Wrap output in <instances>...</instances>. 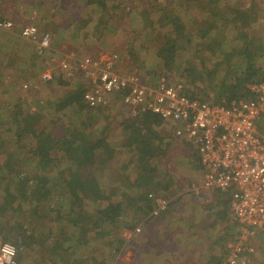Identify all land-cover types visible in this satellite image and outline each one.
<instances>
[{
    "label": "trees",
    "instance_id": "16d2710c",
    "mask_svg": "<svg viewBox=\"0 0 264 264\" xmlns=\"http://www.w3.org/2000/svg\"><path fill=\"white\" fill-rule=\"evenodd\" d=\"M79 4L88 18V24L83 30L79 24L68 29L67 34L71 37L66 40V44L71 43L68 50L75 49L79 53L84 48L83 43L106 40L108 26L119 28L126 23L129 32L134 34L132 39L143 41L146 44L145 53L154 54L164 71L155 73L157 80L145 78L151 86L163 77L169 79L170 71L175 68L181 69L183 78L193 89L183 83L193 97L212 98L216 103L230 105L233 101L255 99L250 85L264 82V5L258 0H79ZM0 15L16 25V17L3 10H0ZM37 27L39 33L45 32L40 25ZM0 30L9 31L2 27ZM47 32L51 41L44 54L58 48L52 30ZM34 51L33 64L36 55L44 56ZM104 53L90 56L95 60ZM135 53L142 55V52ZM85 56L79 55L72 64L77 66L79 59ZM44 65H41L42 70L52 67L51 61ZM58 69L54 68L52 79L42 78V81L69 85L70 74ZM72 70L80 72L75 68ZM204 73L216 75L213 87L205 84ZM80 81L72 91L53 101L47 100L57 113L68 114L73 109L79 112L87 110V114H91L85 122H63L58 135L49 130L43 114L31 112L20 102L5 109L8 114H0V127H4L0 129V232L5 240L24 248L27 243L29 246L40 244L29 229L38 225V220L41 224L42 220L50 218L54 210L60 213L65 205H69L70 208L64 210L67 211L64 218L71 222L70 230L73 227L76 233L67 239V243L59 246L61 262L52 258L49 260L51 264H80L83 259L77 260V249L82 250L99 240H102L99 241L101 246L125 245L127 234L139 227H136L138 222L146 216L148 221L157 217L152 214L156 204L150 195L166 197L164 192L167 193L163 191L164 176L158 177L162 172L158 163L168 155V147L172 146V141L168 143V140L172 137L162 130L165 124L162 116L151 110L131 115L121 123L123 143L115 147L100 133L103 131L101 128L105 127L107 131V127L93 124L92 117L97 112L104 113V107L84 104L85 87ZM76 116L80 117V113ZM9 127L10 130L5 129ZM258 129L264 136V112L259 118ZM7 135L10 139L8 144L5 141ZM182 141L193 145L184 139ZM116 152L129 155L130 163L134 165L133 173L123 176L131 166L127 159L119 163L123 174L109 184L115 188L114 192L105 195L109 186L104 189L103 184L113 177L111 174H98L101 170H110ZM168 176L171 179L174 177L172 173ZM120 180L125 183V190L119 192L122 198L110 201L118 193ZM130 188H135L136 196L128 194ZM222 193L228 199H220L221 203H217L219 207H224L218 209L217 218L220 220L228 218L231 211L230 195ZM136 204L139 208L134 219L129 217V207ZM83 207L88 211L86 214L77 211ZM90 231H96V239H89ZM225 231L232 241L238 240L242 234L241 226L235 221ZM259 236L263 239V235ZM116 250L119 251L117 247ZM226 256L227 252L219 261L212 259L210 263L221 264ZM102 257L92 256L89 263L84 264H108L109 257Z\"/></svg>",
    "mask_w": 264,
    "mask_h": 264
},
{
    "label": "rangeland",
    "instance_id": "374dc122",
    "mask_svg": "<svg viewBox=\"0 0 264 264\" xmlns=\"http://www.w3.org/2000/svg\"><path fill=\"white\" fill-rule=\"evenodd\" d=\"M258 1L264 5V0ZM78 4L79 0H60L59 2L56 0H0V10L17 18L16 25L12 30H0V114H8L9 112L6 113L5 109L7 110L8 107L20 102L24 108H29L31 112L43 114V119L49 125V130L52 129L55 135L61 132L63 122L66 123L70 120L69 124H75L89 119L91 114H87V110L79 112L70 109L68 114L57 113L54 106L47 104V100L53 101L54 98L72 91L78 87L80 80L83 81L80 72L71 70L70 83L67 86L43 82L42 75L45 70H42L41 65L45 63L44 66H47L53 57L57 61L52 64V68L58 71L60 68L58 61L61 58L78 57L81 54L97 55L106 52L119 55L120 64H118L117 71L121 74L137 71L139 74L142 73L146 80L147 78L157 80L155 73L164 72L161 70V64L155 55L145 53L146 44L143 41L141 43L132 39L134 34L129 32V25L126 23L119 28L108 26L105 31L106 35L109 34L107 39L83 43L84 48L82 47L80 54L75 49L68 50L71 45V43L66 44V40L71 38L67 34L68 29L79 24L83 30L88 24V18L82 12L81 4L79 6ZM32 24L40 25L43 31L50 30L51 32L52 30V35L54 33V38H56L54 42L58 47L54 51L50 50L44 56L36 55L35 64H33L34 45L20 34L21 27ZM262 25H264V20ZM80 37L82 38V35ZM135 52H142V55L139 56ZM198 72L202 73V71ZM169 75V79L184 82L193 89L188 81L183 78L181 69L175 68L170 71ZM203 76L206 79L205 84L213 87L216 83V75L204 73ZM26 84L27 87H25ZM84 104H86L85 101ZM103 107L104 113L97 112L95 114L96 119L94 116L92 117L93 124L95 126L102 125L101 127L106 126L107 131L103 127L101 128L103 131L100 133L106 136L111 144L118 147L123 143L120 136L122 132L121 123L129 119L132 114L123 103L121 95L113 96L111 101ZM77 113H80V117L76 116ZM0 129H4V127L1 126ZM5 129L10 130V127ZM175 129L176 125L169 121H165L162 126L164 132L171 134L172 140L169 139L168 143L172 141V146L168 147V155L158 163V169L162 171L158 177L164 176L163 191L169 193V196L166 192L164 195L166 194V197L174 201L169 210L164 213L166 217L160 222L154 220L155 218L148 221V217H144L136 225V227H141V231L132 235L123 246L118 244L101 246L99 241L102 240H99L96 243L93 242L92 245L83 247L82 250L77 249L75 252L78 256L77 260L83 259L80 264L89 263L92 256L101 259L102 255H105L102 258L109 257L108 264H209L212 259L219 261L220 257L227 252V244L232 241V238L228 237L229 235L226 236L225 229L234 222V218L231 211L228 218L223 220L218 219L217 214L218 209L224 208L218 206L221 203L220 199H228V196L220 190L210 192L201 190L199 193L190 190L193 182L200 183L203 178V171L199 165L196 148L194 145L175 137ZM5 141L7 144L10 143L8 135L5 137ZM127 152L129 153L128 150ZM125 160L130 163L129 155L116 152L110 170H101L98 174L99 176L111 174L113 177L110 178V182L103 184L104 189L109 186L108 191L105 190L104 192L105 195H109L110 191L115 190L109 184L116 182L120 177L119 175L123 174L119 163H123ZM130 166L129 171L123 176H126L127 173H133L132 167L134 165L130 163ZM170 173L174 175L172 179L168 176ZM120 181L117 186L118 193L112 196L110 201L116 202L122 198L119 192L125 190V183H122L124 180ZM135 191V188H130L128 194L136 196ZM66 206L70 208L69 205ZM83 208H78L77 211L86 214L88 211ZM138 208L137 204L135 207H129V217L136 219ZM70 225L72 224L69 222ZM42 226L47 227L50 232L54 230L52 229L54 225L53 227L50 224H43ZM60 230L66 235L62 243H67V239L76 233L73 227L71 230L70 227ZM0 235L3 237L1 232ZM241 236L244 244L250 247L253 245L255 248L253 253L247 254L251 260L250 264H264V240L259 237L251 238L245 234H241ZM88 237L89 239H96V231H90ZM224 237L226 240L223 239ZM116 247L119 251L116 250ZM73 257L75 258V255ZM20 262L22 264H38L39 262H41L40 264H51L47 260L36 259L32 262Z\"/></svg>",
    "mask_w": 264,
    "mask_h": 264
},
{
    "label": "built area",
    "instance_id": "2783aa9c",
    "mask_svg": "<svg viewBox=\"0 0 264 264\" xmlns=\"http://www.w3.org/2000/svg\"><path fill=\"white\" fill-rule=\"evenodd\" d=\"M0 27L12 30V21L2 19ZM36 25H25L22 36L34 45L39 54L49 47L51 35L38 32ZM69 57V56H67ZM76 57L61 58V69L71 74L78 69L85 87L84 101L90 107L107 105L113 96L122 94V101L132 115L151 110L165 121L176 125L175 136L191 142L196 148L203 171L200 183H192L190 190L199 193L220 190L229 193L230 210L241 233L264 239V136L258 121L264 112V82L253 83L250 89L255 99L233 101L230 105L211 99L193 97L186 85L163 77L156 85L146 83L137 71L121 74L117 71L119 55L104 53L93 60L90 55L72 64ZM57 59H51V66ZM53 68H47L42 78L52 79ZM27 87V84L25 85ZM156 207L153 215L166 212L172 200L162 195H150ZM128 233V240L137 232ZM243 238L227 244V256L221 264H250L247 256L255 248L243 243ZM0 235V264H22L19 255L24 250Z\"/></svg>",
    "mask_w": 264,
    "mask_h": 264
},
{
    "label": "crops",
    "instance_id": "0c3cea01",
    "mask_svg": "<svg viewBox=\"0 0 264 264\" xmlns=\"http://www.w3.org/2000/svg\"><path fill=\"white\" fill-rule=\"evenodd\" d=\"M66 208L68 207L66 206L63 209H61L60 213L54 210V212L52 213L53 215L50 218H47V220L46 219L42 220L41 224H39L40 220L37 219L39 221L38 225H34L32 228H30L29 232L33 235V237L37 241L40 242V244L32 243L31 246H29V244L27 243V245H25L24 252L20 253L19 255L20 261L32 262L34 259L40 261H44V260L49 261L52 258L57 260L58 262L61 261V258L58 255V253L61 251L59 246L62 244L63 238H65L66 235L63 234L60 229H65L70 227L69 226L70 221L67 218H64L67 212L64 211ZM164 213L157 216L154 220H159V222L162 221V219L166 217ZM51 222L53 223L54 227ZM43 224L46 225L50 224L53 227L52 229L54 230L50 232L47 227L42 226ZM144 236L146 237V235ZM43 253H45V255H43ZM40 263L41 262H39L38 264Z\"/></svg>",
    "mask_w": 264,
    "mask_h": 264
}]
</instances>
